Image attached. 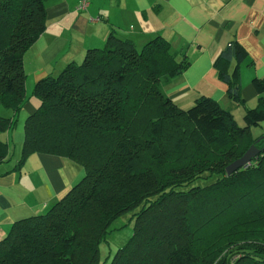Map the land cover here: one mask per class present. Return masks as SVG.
<instances>
[{"label":"trees","instance_id":"obj_1","mask_svg":"<svg viewBox=\"0 0 264 264\" xmlns=\"http://www.w3.org/2000/svg\"><path fill=\"white\" fill-rule=\"evenodd\" d=\"M54 0H0V164L28 100L24 57L46 28ZM90 3V0H89ZM237 41L214 57L231 104H244ZM231 64H233L231 68ZM190 66L156 36L139 50L109 32L80 62L38 80L35 111L23 122L19 171L35 153L77 164L83 175L45 212L16 220L0 239V264H264V76L257 105L243 114L200 95L181 108L163 81ZM255 144L246 167L225 168ZM10 170V171H11ZM8 171V172H10ZM129 212L127 241L101 258L111 224Z\"/></svg>","mask_w":264,"mask_h":264},{"label":"crops","instance_id":"obj_2","mask_svg":"<svg viewBox=\"0 0 264 264\" xmlns=\"http://www.w3.org/2000/svg\"><path fill=\"white\" fill-rule=\"evenodd\" d=\"M78 3L54 0L47 6L46 28L24 62L26 88L53 74L65 50L63 62L78 60L88 48L102 46L115 29L133 42L161 36L178 58L187 57L188 69L162 82L164 92L181 108L200 95L228 105L227 86L217 78L212 62L230 40H237L248 58L240 66L244 106L235 110L242 116L256 103L252 79L264 76V0H90L85 11L76 9ZM37 103L27 100L15 129L3 134L13 141L14 153L23 141V122ZM3 111L0 106V115ZM11 169L12 163L0 164V239L14 221L49 209L83 175L71 160L46 153L33 154L19 171Z\"/></svg>","mask_w":264,"mask_h":264},{"label":"rangeland","instance_id":"obj_3","mask_svg":"<svg viewBox=\"0 0 264 264\" xmlns=\"http://www.w3.org/2000/svg\"><path fill=\"white\" fill-rule=\"evenodd\" d=\"M147 41L148 40L147 39L145 40V38H143V39L142 38L135 39L134 44H135L136 49L139 50ZM65 49H67V48H65ZM29 50L26 52V56L24 57V62L27 59V56L29 55ZM65 51L63 52V57L62 56L60 57V60H59L58 64H56L55 68H53V71H52L53 75L57 74L59 71H61L65 67V65L67 63H69V61L65 62L67 59L64 61L65 63L63 62V60L66 58V55L64 56V53H66ZM72 52H74V51H72ZM84 53H83V56L78 54L77 57L79 59L75 60V61L80 62L83 59V57H84ZM35 83H32V84L30 83L28 88H26V84H25L26 92H27V95H28V100L29 101H33V102L37 101V98L32 96V89H33ZM257 99H258V96H257ZM193 102H194V100L190 104H188V106H184L185 107L184 109L189 108L193 104ZM239 105L244 106V104H234L233 105V104L230 103V100H229V103H228L227 106L224 107V106L221 105V107L232 109V113H234L233 117H234V120L237 123V125L244 126L245 122L243 120V115L240 116L239 114H237V111L235 110L236 107L239 106ZM256 105H257V100H256V103L253 106H248L247 108H253ZM2 110L6 111L5 109H2ZM4 111H3V114H1L3 116H5ZM262 129H264V121L261 122L260 128H256V127H252L251 128L252 136L256 137V136L260 135L263 132ZM1 137L3 139L4 135H1ZM12 144H13V141H9V148H10V152H11V154L9 155L10 159H9L8 162H6L4 164L7 165V164H11L12 163V168H13L14 165L17 163L18 159H19L22 143H18L17 144L15 153L13 151V145ZM13 154H14V156H13ZM32 155H30V156H32ZM25 164H26V162H25ZM24 165H23V167H24ZM110 228H111V232H109L107 234L106 242H103L101 244V246H100L101 258H104L108 254L112 255L115 252V250L117 248L121 247L127 241L129 236L131 235L132 228H133V220L130 217V213L126 212V213L122 214L121 216H119L117 219H115L113 221V223L111 224Z\"/></svg>","mask_w":264,"mask_h":264},{"label":"water","instance_id":"obj_4","mask_svg":"<svg viewBox=\"0 0 264 264\" xmlns=\"http://www.w3.org/2000/svg\"><path fill=\"white\" fill-rule=\"evenodd\" d=\"M264 138V135L262 136ZM259 148L252 144L245 151V153L238 159L234 160L230 164H228L225 168L227 174H231L232 172L238 170L241 167H246L251 162V158L259 153Z\"/></svg>","mask_w":264,"mask_h":264},{"label":"built area","instance_id":"obj_5","mask_svg":"<svg viewBox=\"0 0 264 264\" xmlns=\"http://www.w3.org/2000/svg\"><path fill=\"white\" fill-rule=\"evenodd\" d=\"M88 5H89V0H79V3L76 6V9L78 11H85L87 9Z\"/></svg>","mask_w":264,"mask_h":264}]
</instances>
